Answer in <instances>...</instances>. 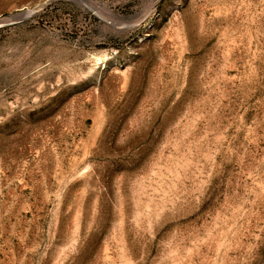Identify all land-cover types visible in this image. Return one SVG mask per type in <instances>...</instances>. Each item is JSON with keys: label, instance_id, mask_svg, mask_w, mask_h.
<instances>
[{"label": "rangeland", "instance_id": "rangeland-1", "mask_svg": "<svg viewBox=\"0 0 264 264\" xmlns=\"http://www.w3.org/2000/svg\"><path fill=\"white\" fill-rule=\"evenodd\" d=\"M0 264H264V0H0Z\"/></svg>", "mask_w": 264, "mask_h": 264}]
</instances>
